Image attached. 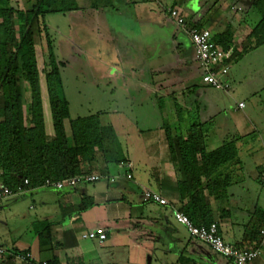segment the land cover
I'll list each match as a JSON object with an SVG mask.
<instances>
[{"label": "crops", "instance_id": "obj_1", "mask_svg": "<svg viewBox=\"0 0 264 264\" xmlns=\"http://www.w3.org/2000/svg\"><path fill=\"white\" fill-rule=\"evenodd\" d=\"M252 2L90 0L84 10L78 7L88 17L90 12L99 15L92 31H97L95 48L103 54L98 59L107 60L108 71L102 77L109 78L106 94L96 90L102 93L98 97L107 95L120 112L114 110V117L98 113L99 122L112 128L118 141L126 140L128 150L122 153L132 164V179H120L125 185L109 182L106 177H111L114 169H125L107 165V172L94 173L103 179L92 184L70 190L33 187L29 195L34 196L37 206L34 219L21 230L18 223L8 224L6 215L0 222V249L5 250L0 264H21L10 256L21 252L55 264H144L146 255L148 264H153V252L158 249L161 259L154 264H231L191 238L174 219V210L184 213L188 200L180 194L178 183L184 176L179 161L172 162L165 124L172 136L183 137L192 124H203L207 152L233 143L240 160L245 156L249 159L248 165L236 159L219 168L222 178L229 177L225 195L219 187L203 189L201 197L224 241L241 248L253 246L243 236L250 218L264 212V96L254 95L256 76L264 70L249 64L256 58L264 59V42L256 45V38L249 37L260 21ZM171 7L214 36L229 29L231 55L227 54L228 72L221 78L226 89L203 82L187 35L167 12ZM77 48L76 56L83 64L90 47L83 44ZM64 127L69 134L65 122ZM29 189L16 191L0 202V212L8 211L9 221H20L18 204L23 200L22 192ZM144 190L157 192L168 205L144 201ZM81 205L85 209L76 210ZM95 229L105 232L102 243L81 237ZM156 236L163 241L159 248ZM251 264H264V242Z\"/></svg>", "mask_w": 264, "mask_h": 264}, {"label": "trees", "instance_id": "obj_2", "mask_svg": "<svg viewBox=\"0 0 264 264\" xmlns=\"http://www.w3.org/2000/svg\"><path fill=\"white\" fill-rule=\"evenodd\" d=\"M9 1L0 0V180L3 186L16 192L18 188L42 186L46 180L105 173L107 165L125 163L113 129L100 126L98 114L69 117L60 77L64 63L55 58L44 17L68 13L78 6L72 0H26L27 6L17 9ZM252 3L260 21L249 37H255L256 45H260L264 42V0ZM35 30L43 33L44 45L34 42ZM213 42L231 55L229 29L214 36ZM44 92L52 115L50 133L44 125ZM177 116L180 120V108ZM65 120L69 134L65 131ZM164 128L172 162L179 161L184 176L178 183L182 199L188 200L184 214L194 224L207 226L214 219L203 203L201 191L221 187L225 195L229 177L222 178L219 168L237 159L236 147L229 143L215 152H207L203 124H192L186 137L172 136L166 124ZM24 179L28 180L26 186ZM83 209L82 205L76 208ZM262 230L264 212L250 218L243 240L259 245Z\"/></svg>", "mask_w": 264, "mask_h": 264}, {"label": "rangeland", "instance_id": "obj_3", "mask_svg": "<svg viewBox=\"0 0 264 264\" xmlns=\"http://www.w3.org/2000/svg\"><path fill=\"white\" fill-rule=\"evenodd\" d=\"M25 1L26 0H10L9 3L14 8L24 9L27 6ZM72 1L79 7V9H82V7L87 8L90 2V0ZM79 1L82 6L79 4ZM82 10H74L75 12L70 13H52L47 14L44 17V23L48 27V33L52 40L55 58L58 62L62 61L64 63V66L60 68V77L62 81L63 94L66 101L68 102L69 117L70 119H75L78 117H86L98 113H101L102 115L105 114L109 117H114L117 116L116 112H114V110H116L117 108L112 106L110 100L107 98V95H101V97H98V95L102 93L96 90V88H100L102 92L106 94L105 88L108 85L107 81L109 78L108 75L102 77L103 74L108 71L107 64L104 63L107 60L104 58H101V60L98 59L99 56H103V54L101 55L95 48V32L97 31H92V29H94L93 21L97 20L99 15L98 12H90V14L92 15L88 17V15H86V12L84 13V11ZM33 40L37 45H44L43 33L35 30L33 34ZM83 44L89 46L90 50L88 51L89 53L84 59L85 63L82 64L76 56V50H78L77 47H81ZM73 52H75L76 54H73ZM249 65H251L252 68H261L262 70H264V59L263 57L256 58L254 59L253 63ZM256 77L257 78L254 82V90H256V93H254V95L255 97L259 98V95L264 96V80L261 81V78H264V73ZM42 104L45 129L47 133H50L52 130V115L49 109L47 98L45 96V92L42 96ZM116 111H118V113L120 114L119 110ZM64 122L67 130L69 131L68 120H65ZM119 141L121 143V149L125 153L128 150L126 140L124 138H120ZM245 157L243 161H241L238 156L237 159L241 162V164L242 162H244L243 164L246 163V165H248L247 162H249V159L245 160ZM123 171V169H116V171L114 169L112 171L113 174H111L110 176L115 177L118 173L121 174ZM120 179L121 178H118L116 180V185L127 184L125 181H121ZM32 190L33 189L31 188L25 193L22 192L23 200L18 204L19 208L17 209V215L19 214L18 216L19 218H21L20 221L18 220V222H16L13 221V219H11L12 221H9V212L3 211V213H1V211L0 219L2 220H0V222L3 221L7 216L6 220L8 221V224L18 223L17 226L20 230L26 227L28 222H31L34 219L33 214L37 207L34 196L29 195ZM17 194L19 193H15L14 195ZM156 238V247L159 248L163 241L158 236H156ZM159 239L161 240L160 244L157 243L159 242ZM153 254L155 255V259L153 257L154 264L155 261L157 262V258L161 259V255L159 254V249L156 253L153 252ZM148 258L149 255H146L144 264H148ZM179 264H185V262L181 261Z\"/></svg>", "mask_w": 264, "mask_h": 264}, {"label": "built area", "instance_id": "obj_4", "mask_svg": "<svg viewBox=\"0 0 264 264\" xmlns=\"http://www.w3.org/2000/svg\"><path fill=\"white\" fill-rule=\"evenodd\" d=\"M167 12L175 24L187 35L193 48L195 60L200 69L203 82L207 86L215 89H226L227 84L222 82L221 78L228 72V65L226 63L228 58L222 47L213 42V33L207 28L194 26L195 22L188 21L176 8H168ZM238 106L243 107V104L240 103ZM119 167L124 168L125 172L115 177H106L109 182L112 183L118 178L126 180L132 179V175L130 174L132 164L130 162L120 163ZM101 179H103V176L98 174L80 175L65 178L60 181L46 180L43 187L57 190H70L81 185L98 182ZM262 182L264 184V178ZM23 184L26 186L28 180L24 179ZM17 191H22V189L18 188ZM13 193L8 187L1 186L0 202L10 197ZM143 200L162 206L168 205L167 200L162 198L157 192L151 190L143 191ZM173 215L175 221L184 226L191 238L206 244L214 253L225 258L231 264H251L260 254L264 240H261L257 246L246 248L237 247L223 240L217 222H212L207 226L196 225L180 211L174 210ZM260 234L264 239V230ZM81 237L102 243L106 239V234L101 229H95L83 234ZM4 252L5 250L0 249V254H4ZM10 256L13 261L21 264H55L53 262L35 259L30 252L10 253Z\"/></svg>", "mask_w": 264, "mask_h": 264}]
</instances>
